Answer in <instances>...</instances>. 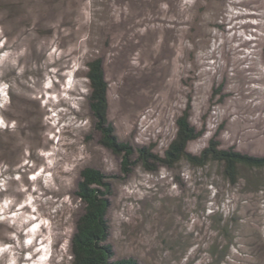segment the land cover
<instances>
[{
    "label": "rangeland",
    "instance_id": "374dc122",
    "mask_svg": "<svg viewBox=\"0 0 264 264\" xmlns=\"http://www.w3.org/2000/svg\"><path fill=\"white\" fill-rule=\"evenodd\" d=\"M170 3L175 18H140L132 30L120 9L93 0H0V264H71L86 167L111 186L113 260L264 264V174L243 172L233 186L217 165L183 162L124 176L99 144L85 67L94 57L108 121L134 151L162 156L189 105L200 136L188 152L213 140L264 154V0Z\"/></svg>",
    "mask_w": 264,
    "mask_h": 264
},
{
    "label": "trees",
    "instance_id": "16d2710c",
    "mask_svg": "<svg viewBox=\"0 0 264 264\" xmlns=\"http://www.w3.org/2000/svg\"><path fill=\"white\" fill-rule=\"evenodd\" d=\"M98 7L108 5L120 9V16L133 22L132 30H141L135 20H154L157 16L165 19L172 14V0H93ZM159 1V11L154 4ZM99 2V3H98ZM103 2V3H102ZM163 6V8H162ZM113 12H116L113 10ZM133 20V21H132ZM148 23V21H147ZM131 31V29H130ZM264 55V48H263ZM86 79L89 95L88 108L95 121L94 128L100 135L99 144L113 155L121 158V169L124 176L141 166L146 172H156L160 167L174 168L185 162L193 168L204 169L217 165L223 178L231 185H237L244 179V173L264 174V154L251 156L232 149H221L216 141L211 140L198 155L188 152V144L197 139L200 133L190 124L189 105L176 119V134L162 156L154 153L151 147H140L135 151L126 142L115 135L113 126L108 121V82L104 71V61L94 57L86 62ZM137 157L134 159V155ZM253 175V174H252ZM108 176L98 169L86 167L80 172L77 185V197L83 204V211L76 220L71 238V264H138L133 259L113 260V250L108 244L110 209L109 197L112 194ZM248 179H254L248 177Z\"/></svg>",
    "mask_w": 264,
    "mask_h": 264
},
{
    "label": "bare ground",
    "instance_id": "6f19581e",
    "mask_svg": "<svg viewBox=\"0 0 264 264\" xmlns=\"http://www.w3.org/2000/svg\"><path fill=\"white\" fill-rule=\"evenodd\" d=\"M31 222H33V218H30L29 220H28V223H31ZM31 248H32V245L30 244L29 246H28V251H30L31 250ZM30 257H34V255L32 256V253L30 252ZM22 259V257L20 258V257H18V260L20 261Z\"/></svg>",
    "mask_w": 264,
    "mask_h": 264
}]
</instances>
